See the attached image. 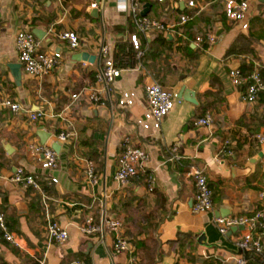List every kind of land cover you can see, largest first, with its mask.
<instances>
[{
  "label": "crops",
  "instance_id": "1",
  "mask_svg": "<svg viewBox=\"0 0 264 264\" xmlns=\"http://www.w3.org/2000/svg\"><path fill=\"white\" fill-rule=\"evenodd\" d=\"M194 1L202 11L179 0H145L149 18L170 26L181 16L190 20L167 35L170 45L160 44V32L144 35L146 58L122 69L106 86L99 82L107 60L103 49L114 60L118 44L130 43L138 33L128 13L131 0H0V212L18 242L12 245L0 235V264H85L87 259L89 264H134L130 253H114L117 235L142 242L139 256L159 253L155 264H234L241 255L235 242L246 229L224 236L215 221L254 217L264 208V145L256 139L264 134V96L257 103L247 102L246 92L230 77L237 68L264 72V0L252 5L248 30L225 17L226 0ZM209 28L217 42L204 48L198 39ZM22 31L32 32L44 52L62 58L42 80L22 70L17 86L9 65L20 64L16 36ZM68 33L78 37L79 48L72 49L63 39ZM181 37L192 51L179 42ZM82 53L100 60L77 61ZM154 82L177 95L186 87L196 94L198 105L182 99L160 130H143L136 121L148 109L145 90ZM125 91L136 93L132 107L118 104ZM94 92L99 104L90 99ZM14 104L21 112L11 109ZM37 111L45 117L33 122L30 115ZM207 115L211 125L197 126ZM43 132L51 136L46 146L61 145L54 171L44 170L42 158L31 150L43 145ZM62 132L70 134V142L59 141ZM125 138L149 159L139 167V178L121 185L116 174ZM176 147L180 159L173 160ZM91 163L96 184L88 177ZM17 168L44 182L53 219L69 234L66 243L49 241L41 194L9 180ZM194 168L204 172L214 192V208L207 213L192 212ZM51 178L58 182L51 184ZM90 218L99 225L104 218L117 220L121 228L87 235L83 230ZM255 235L264 245L260 229ZM129 250L134 248L129 245Z\"/></svg>",
  "mask_w": 264,
  "mask_h": 264
},
{
  "label": "built area",
  "instance_id": "2",
  "mask_svg": "<svg viewBox=\"0 0 264 264\" xmlns=\"http://www.w3.org/2000/svg\"><path fill=\"white\" fill-rule=\"evenodd\" d=\"M163 2L164 0H159ZM187 2L192 8H198L202 11L194 0H179ZM256 0H226L225 14L228 20L240 24L243 30L249 29V12ZM144 10L143 0H131L128 13L134 22L138 33L147 35L151 32H160L166 36L177 28H182L190 20L189 16H181L176 24L166 25L164 21L144 17L142 12ZM63 39L70 41V47L77 49L80 47L78 37L73 33H68L63 36ZM199 44L203 43V37H200ZM208 44L215 45L217 39L215 35L208 37ZM131 42L135 50L140 51L141 43L138 34L131 37ZM16 48L19 55V62L23 66L25 74L35 77L39 80L44 79L51 74L55 67L60 62L62 55L60 53H47L42 50V43L32 32L22 31L16 36ZM103 55L107 58L104 67L100 71L99 82L109 86L117 78L121 76L122 69L116 67L113 59L109 58V52L103 49ZM139 56H143L140 52ZM232 83L237 87L246 88V101L249 103H257L260 96L264 94V78L260 71L255 69L250 74L241 72L240 69H232L230 72ZM146 101L148 109L145 114L138 118L136 124L146 131H157L161 129L162 123L170 112L175 108L177 103L182 99L177 94H173L165 90L159 83L154 82L146 87L145 90ZM74 99L77 96H73ZM136 93L133 91H125L121 93L118 104L122 108L132 107L135 103ZM91 101L99 104L101 98L98 93H92ZM11 109L15 112H21L19 105H12ZM45 117V113L41 111L32 112L30 118L33 122L39 121ZM212 123L210 115L201 118L196 122L197 126L209 127ZM58 139L62 143L70 142V134L62 132ZM256 139L261 145H264V134H259ZM32 152L42 158V168L48 171L57 170L59 167V154L52 148L46 145L35 144L31 146ZM173 160L180 159L178 148H173ZM230 153V152H229ZM149 159L148 153L132 145L130 138H125L123 142V152L119 159L116 179L121 185H126L131 180L139 178V167L144 165ZM190 176L195 181L196 196L192 206L194 214L207 213L214 208V192L210 187L207 177L201 169H192ZM88 177L93 184L98 182L96 169L94 164L88 167ZM12 183L21 185L24 188H33L36 192L41 194L44 214L46 219V232L50 242L64 244L69 240V234L58 222L53 219L50 212V205L48 203V196L44 192L37 177L28 174L25 169L17 168L15 173L9 179ZM50 183H57L58 180L51 178ZM154 180L152 177L148 180L149 189L153 191ZM216 225L222 235H227L233 228L244 226L245 234L239 238L235 245L241 252V255L235 260L234 264H264V245L261 236L255 235V232L260 229L264 235V208L258 211L254 217H220L216 219ZM108 228L112 232H118L121 228V222L111 220L105 222V229ZM84 233L87 235H94L102 231V225H96L92 218L87 220ZM0 232L3 238L12 245H18L16 236L12 233L7 225L4 214L0 213ZM116 248L118 252L125 253L129 251V245L121 236L117 238ZM79 264V263H78Z\"/></svg>",
  "mask_w": 264,
  "mask_h": 264
},
{
  "label": "trees",
  "instance_id": "3",
  "mask_svg": "<svg viewBox=\"0 0 264 264\" xmlns=\"http://www.w3.org/2000/svg\"><path fill=\"white\" fill-rule=\"evenodd\" d=\"M144 1L145 0H143V2ZM224 15L226 17L225 11H224ZM167 25H169V24H167ZM137 34H138V36L140 38V43H141L140 51L135 50L131 40H130V43H119L118 44L117 53H116V55L114 57L115 58L114 62H115L116 67H118L119 69H127V68L136 67V66H138V64L140 62H142V60L144 58H146V56H147L146 52L142 49V47L147 44V39H146V37L143 34H140V33H137ZM213 34L214 33L212 32V30H210V28L207 29L202 34V37H203V40H204V48H208V41H207L208 37L210 35H213ZM157 40L160 42L161 45H170L172 43V42H170L168 40V36H166L163 33H162V36L160 38H158ZM179 42L180 43L181 42L184 43L186 45L187 49L189 51H192L191 48H190V44L186 43L184 38H182V37L179 38ZM235 48H237V45L233 46V48L230 50V53L234 52ZM149 49H151V46L149 47ZM140 52L143 53V56L140 59H138V55H139ZM259 71H260L262 77L264 78V72L262 70H259ZM241 72H243V71L241 70ZM250 73H252V72H250ZM250 73H245V74H250ZM242 88H243V90L245 92L247 91L245 87H242ZM168 92H170V91H168ZM246 94H247V92H246ZM246 94H245V96H246ZM262 96H264V94H262L260 97H262ZM37 180L41 184L42 188H44L43 190L45 192V190H47V189L45 188L44 182H42L39 178H37ZM26 190L31 191V192H33L35 194L37 193V195H38V192H36L33 188H27ZM0 213L4 214V216L6 218V214L4 212H0ZM250 218H252V217H250ZM107 221H109V220H107ZM6 222H7V225L9 227V229H10L9 222L7 221V218H6ZM95 224L99 225L98 223H95ZM10 231H11V229H10ZM0 235L2 236L1 232H0ZM180 236H181V234H180ZM117 238H118V235L115 237V241H114V253L118 252V250L116 248ZM126 242L128 243V245H131L134 248L133 251L132 250L128 251V253H130V257L134 258V264H155L156 260H157V257L160 256V255H158L159 253H156V252L151 253V254H148L149 252H147V253L144 254V256H142V255L139 256L137 251L140 250L143 247L144 244L142 242H140V241H135V240H132V239H128V240H126ZM177 242H179V240L176 241V243ZM216 263H218V261L214 260L212 264H216ZM85 264H89V260L88 259L85 261Z\"/></svg>",
  "mask_w": 264,
  "mask_h": 264
},
{
  "label": "water",
  "instance_id": "4",
  "mask_svg": "<svg viewBox=\"0 0 264 264\" xmlns=\"http://www.w3.org/2000/svg\"><path fill=\"white\" fill-rule=\"evenodd\" d=\"M149 9H150V5H146L144 11L142 12V16L146 17L149 13ZM34 34L39 38V39H43L44 36H42V33L40 32V30H35ZM77 61H84V62H89L91 64H94L96 62V60L98 59V62L100 60V58H96L95 56H91L88 53H82V54H78V56L75 58ZM9 69L12 73V76L14 78L15 83L17 84V86H21L22 84V77H23V66L21 64H11L9 65ZM178 97L180 99H183L189 103L198 105V101L196 99V94L187 89L186 87H183L180 91V93L178 94ZM41 140H42V144L45 145L46 142L48 141V139L51 137L50 134L43 132L41 134H39ZM11 148L10 145H6V149L9 151ZM52 148L57 152L60 153L61 150V145L59 143H54L52 145ZM222 214L219 213L218 217H220ZM245 229L244 226H240L238 228H233L232 232H236L238 230L243 231ZM102 231L103 233L105 232V218L103 220L102 223ZM115 264V263H114Z\"/></svg>",
  "mask_w": 264,
  "mask_h": 264
}]
</instances>
